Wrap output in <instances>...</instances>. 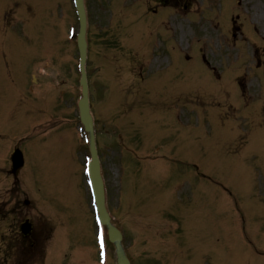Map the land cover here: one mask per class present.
Instances as JSON below:
<instances>
[{"label":"rangeland","instance_id":"rangeland-1","mask_svg":"<svg viewBox=\"0 0 264 264\" xmlns=\"http://www.w3.org/2000/svg\"><path fill=\"white\" fill-rule=\"evenodd\" d=\"M8 1L0 0V5ZM104 1L107 8L112 5L113 11L121 5V11L108 23L109 12L101 7L103 0L88 1L87 69L93 111L97 114L96 142L108 185V206L115 224L127 234L125 248L133 264H198V258L188 256L196 251L202 255L201 264H264L263 70L252 68L234 48L216 43V31L198 18L179 17L176 12L147 14V5H151L145 0ZM41 3L42 9L32 2L31 13L24 19L33 39L31 49L37 48L41 37L45 41L51 30L57 35L51 31L54 40L44 45L45 58L40 59L38 70L25 73L28 78L31 74L42 75L37 93L52 89L43 101L37 100L35 105L41 109L32 114L31 121L29 104L18 100L26 78L16 65L18 60L8 53L12 38L0 39V207L10 203L8 193L29 194L26 187L32 180L28 190L46 195L42 207L49 215L53 213L60 227V232L52 235L48 253L54 252L50 247L61 233L57 255L61 261L57 260V264H98L84 174L88 148L84 137L75 134L81 128L76 111L78 55L75 38L67 40V34L69 27L77 33V19L72 0ZM59 80L66 81L60 88L67 93L61 107L52 88L59 87ZM106 82L112 86L111 91L105 89ZM55 115L66 122L56 133H62L65 139L69 133L77 141L78 149L71 147L72 159L64 170L71 175L74 191L70 179L66 184L62 176L60 183L44 185V176L54 178L53 159L61 155V145L56 141L62 137L58 134L50 135L40 146L22 144L26 168L24 173L18 172L15 180L9 176L3 156L7 157L11 145L23 137L29 121L30 126L39 125ZM166 116H170L173 127ZM31 129L32 134L39 131L38 127ZM118 135H122L121 140ZM122 145L131 149V154L124 153L119 161ZM63 152L67 154L65 148ZM158 155H164L167 162L161 163ZM184 178L182 211L192 209L196 215L191 214L189 219H197L190 227L197 247L189 254L180 244L156 250L157 246L165 248L168 239L173 238L174 244L181 240L182 235L169 238L163 231L156 232L155 211L159 205L166 220L160 203L167 204V199L162 201V194L173 187L175 192L178 184L174 186L173 181ZM121 186L126 204L120 199ZM54 189L62 192L57 195L60 201L56 196H47L46 191L52 194ZM130 194L137 199L136 206ZM23 199L30 200V206H23ZM23 199L19 206L31 212V217L33 211H42L38 200L34 203L25 194ZM163 220L160 228H166ZM6 229L7 224L0 222V264H7V256L2 254L6 247L1 245ZM13 240L15 252L23 254L19 242ZM155 252L157 261L153 260L157 259ZM74 254L81 256L74 258ZM10 264L17 263L11 260ZM104 264H115L112 246H107Z\"/></svg>","mask_w":264,"mask_h":264},{"label":"flooded vegetation","instance_id":"flooded-vegetation-1","mask_svg":"<svg viewBox=\"0 0 264 264\" xmlns=\"http://www.w3.org/2000/svg\"><path fill=\"white\" fill-rule=\"evenodd\" d=\"M234 1L219 0L216 4L218 9L226 8L228 10L237 7L239 10H246L243 16H234L230 12L229 15L223 18L226 32L229 35L231 34L233 38L231 44L238 50H247L248 54L253 51L249 54L251 61L257 64L258 67L264 66V0H236V4ZM251 8L257 10L249 12ZM31 226V233L24 238V242L30 247H33L30 244L39 246L44 236L42 224L35 222V219H33ZM34 254H36V251Z\"/></svg>","mask_w":264,"mask_h":264},{"label":"water","instance_id":"water-1","mask_svg":"<svg viewBox=\"0 0 264 264\" xmlns=\"http://www.w3.org/2000/svg\"><path fill=\"white\" fill-rule=\"evenodd\" d=\"M75 3H76V9L80 23V32L78 35V49L80 55V70H81L80 84L82 86V99L79 102L78 107H79L81 123L84 125L86 131H88L90 134V141H91L90 151L92 157V162L90 164V180L92 181L93 195L95 198L97 211L99 212L100 220L103 224H105L108 227L109 240L115 245L116 254H117V264H129L120 245L121 236L119 232L110 225L109 217L104 209L103 186L99 175V164L93 142L92 119L88 109L87 87H86L85 73H84V63H85V54H86V43L84 39L85 14H84L82 0H75ZM14 160L20 162L19 153H16L14 155Z\"/></svg>","mask_w":264,"mask_h":264}]
</instances>
